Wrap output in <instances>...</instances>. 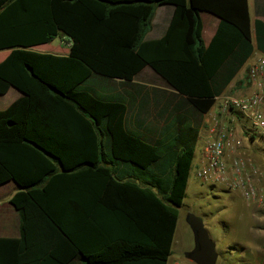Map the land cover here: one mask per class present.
Masks as SVG:
<instances>
[{
  "label": "trees",
  "instance_id": "obj_1",
  "mask_svg": "<svg viewBox=\"0 0 264 264\" xmlns=\"http://www.w3.org/2000/svg\"><path fill=\"white\" fill-rule=\"evenodd\" d=\"M217 1L220 22L204 46L187 0H0V52L9 50L0 95H23L0 111V185L21 189L9 200L20 238H0V264H167L196 134L150 144L126 130L122 103L80 85L94 74L130 81L148 66L207 113L254 51L246 0ZM159 5L173 8L168 25L144 40ZM254 27L264 53V24ZM60 35L67 56L28 50Z\"/></svg>",
  "mask_w": 264,
  "mask_h": 264
},
{
  "label": "crops",
  "instance_id": "obj_2",
  "mask_svg": "<svg viewBox=\"0 0 264 264\" xmlns=\"http://www.w3.org/2000/svg\"><path fill=\"white\" fill-rule=\"evenodd\" d=\"M187 1L189 4V0ZM246 5L251 28V40L254 46L253 54L247 59L246 63L238 71L224 92L215 98L214 105L207 113L200 114L195 111L184 96L170 88L166 82L148 66L144 67L130 81L116 78L107 79L94 74L80 85V88L90 90L98 97L105 100L122 103L126 108V113L124 115V127L126 130L142 137L150 144L166 146L178 134L184 133L189 128L192 129L196 134V145L194 146V158L190 173L192 171L194 172L202 161L203 147L205 143L209 139L215 137L216 130L219 129L220 125L224 122L223 118L226 117L220 110V98L225 95L242 98L249 96L253 91L252 83L248 77L249 68L260 56L264 55L263 52L257 50L255 47L254 37L256 36L254 22L258 21L264 24V0H246ZM191 6L197 8L200 12L202 22V42L204 46H207L220 22L218 10L219 2L217 0H194ZM157 7H166L164 13L161 15L159 23L157 24V34L154 35V37L147 36L148 33L151 32V28H153L152 18L150 29L145 35L144 40L161 38L172 15L173 8L171 6L159 5ZM203 14L205 15V20H203ZM206 28H208L207 34L204 36L203 33L205 34L204 30H206ZM257 30H259V27H257ZM61 45L62 49L60 50V53L62 55L59 56H67L70 41L62 39ZM38 47L39 46L32 47L28 50L35 51ZM41 48L47 50V47L43 46ZM8 54L9 50L0 52V62H2ZM91 81L93 83L88 85ZM11 89L15 88L9 87L6 93L0 95V98H4L2 100L0 99V111L6 110L16 100L23 96L17 89L15 90L18 92V95L16 96L15 94H12L9 92ZM97 89H99V91H97ZM230 120L232 125L238 124L236 116L232 115ZM253 142L255 146H258V149L264 151V148L257 145L255 140ZM196 147L199 148L197 149ZM119 167H121V169L117 173ZM112 169L115 170L116 175L119 177L121 172L124 171L123 166L120 165H117L116 168ZM19 190L21 189L18 188L13 181L0 185V238H20V217L18 212L9 203L10 198ZM10 209H13V214ZM10 218L16 219L13 224L9 223ZM236 243L237 246L241 248L238 252L242 253L244 250L243 246L240 242ZM254 249H256V247H254ZM170 258V264H180L177 258L174 255L172 256V247L168 262ZM81 263L82 262L75 260L71 264Z\"/></svg>",
  "mask_w": 264,
  "mask_h": 264
},
{
  "label": "rangeland",
  "instance_id": "obj_3",
  "mask_svg": "<svg viewBox=\"0 0 264 264\" xmlns=\"http://www.w3.org/2000/svg\"><path fill=\"white\" fill-rule=\"evenodd\" d=\"M193 1L189 0V3L192 4ZM165 8L155 7L153 28L148 33V37H154L157 34V24ZM203 20H205L204 14ZM207 29L204 30V36L207 34ZM62 39L68 40L65 36L60 35L53 42L39 46L35 51L62 55L60 53ZM43 46L47 47V50L42 49L41 47ZM92 83L91 81L88 85ZM9 92L16 96L18 95L15 89H11ZM224 116L226 117L223 118L224 122L220 127L232 130L237 137L242 139L245 150L264 171V151L258 149V146H255L253 142L255 140L257 145L264 148V141L256 136L251 141L249 124L237 117L238 124L232 125L230 120L231 115L224 114ZM196 148L198 149L199 147ZM104 151L109 155L108 146ZM107 166L109 168H116V166H111L110 164H107ZM120 169L121 167L118 168L117 173ZM120 177L134 181L142 187H147L145 183L148 180L142 178L136 180L133 177L132 171L128 168L121 172ZM154 191L157 190L154 189ZM10 210L13 214V209ZM190 214L202 218L210 239L215 242L218 254L216 264H264V208H257L254 205L246 203L237 193L229 191L220 184L200 182L195 178L193 171L190 173L183 205L178 209V219L172 246V256L174 255L180 264H194L185 258L186 252L194 248V237L186 221ZM14 220L16 219L10 218L9 223L13 224ZM236 242H240L244 252L237 253V250H233L232 247H235V244L237 245ZM170 262L171 258L168 264Z\"/></svg>",
  "mask_w": 264,
  "mask_h": 264
},
{
  "label": "built area",
  "instance_id": "obj_4",
  "mask_svg": "<svg viewBox=\"0 0 264 264\" xmlns=\"http://www.w3.org/2000/svg\"><path fill=\"white\" fill-rule=\"evenodd\" d=\"M253 91L242 98L225 95L220 110L249 124L250 135L264 141V55L249 68ZM197 180L220 184L246 203L264 208V171L245 150L242 139L220 127L203 147V158L194 171Z\"/></svg>",
  "mask_w": 264,
  "mask_h": 264
},
{
  "label": "water",
  "instance_id": "obj_5",
  "mask_svg": "<svg viewBox=\"0 0 264 264\" xmlns=\"http://www.w3.org/2000/svg\"><path fill=\"white\" fill-rule=\"evenodd\" d=\"M186 221L194 237V248L185 254V258L194 264H216V244L210 239L202 218L190 214Z\"/></svg>",
  "mask_w": 264,
  "mask_h": 264
}]
</instances>
